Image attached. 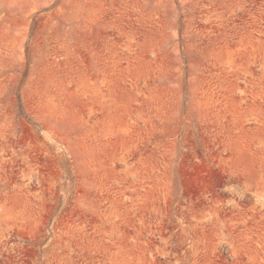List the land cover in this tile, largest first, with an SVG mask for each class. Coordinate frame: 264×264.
<instances>
[{
  "label": "rangeland",
  "instance_id": "374dc122",
  "mask_svg": "<svg viewBox=\"0 0 264 264\" xmlns=\"http://www.w3.org/2000/svg\"><path fill=\"white\" fill-rule=\"evenodd\" d=\"M0 264H264V0H0Z\"/></svg>",
  "mask_w": 264,
  "mask_h": 264
}]
</instances>
